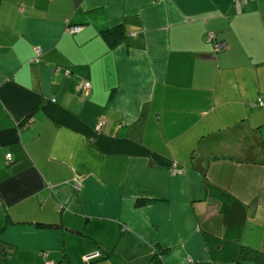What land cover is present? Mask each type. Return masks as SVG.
<instances>
[{"label":"crops","instance_id":"0c3cea01","mask_svg":"<svg viewBox=\"0 0 264 264\" xmlns=\"http://www.w3.org/2000/svg\"><path fill=\"white\" fill-rule=\"evenodd\" d=\"M119 23L125 37L109 48L98 30ZM73 24L80 29L70 32ZM208 30L221 48L205 40ZM85 80L87 95L76 89ZM46 99L92 127L102 122L105 133L124 127L182 170L97 150L52 123L39 107ZM256 139L264 144V0H0V238L12 248L8 263L46 256L55 264H149L157 246L163 264H255L213 260L202 232L225 231L208 182L245 204L240 242L264 251ZM248 146L252 160L243 159ZM137 198L147 201L136 206Z\"/></svg>","mask_w":264,"mask_h":264},{"label":"trees","instance_id":"16d2710c","mask_svg":"<svg viewBox=\"0 0 264 264\" xmlns=\"http://www.w3.org/2000/svg\"><path fill=\"white\" fill-rule=\"evenodd\" d=\"M98 34L109 48L114 47L125 37L123 25L120 23L98 30ZM39 107L52 123L63 125L71 130L82 133L97 150L103 153L143 155L147 156L154 165L167 167L168 169L171 168L173 164H176L168 154L153 149L132 137L124 127H121V129L114 134L105 133L99 128L90 126L73 111L51 99L43 100L39 104ZM30 116L31 111L27 113L26 120H28ZM254 144V146L259 147L261 152H263L264 144L261 139H256V143ZM249 149V146L245 148L244 160L253 159ZM205 188L208 195L220 201L219 212L221 213L225 226V231L222 236H217L208 231L202 232L205 243L209 248L211 258L213 260H233L234 262H239L242 259H250L255 264H264V251L243 244L239 239L240 229L245 215V204L217 185L206 182ZM145 201H147V199L137 198L134 204L138 206ZM10 220L9 217H5L3 224H6ZM35 225L39 227H56L59 226V223L36 222ZM11 250L12 248L0 238V259L6 264L10 263H8L4 257L8 255ZM162 252L163 249L157 246L153 247V251L149 257V264H163L161 259ZM111 253L113 254L111 250H104L102 257H106ZM64 260V264H69L66 259Z\"/></svg>","mask_w":264,"mask_h":264},{"label":"built area","instance_id":"2783aa9c","mask_svg":"<svg viewBox=\"0 0 264 264\" xmlns=\"http://www.w3.org/2000/svg\"><path fill=\"white\" fill-rule=\"evenodd\" d=\"M67 29L70 32H75V31H78L80 29V25L79 24L69 25L67 27ZM204 38H205L206 41H209L212 44L214 50H217V49H219V48H221L223 46V43L221 41L215 39V33L212 30L206 31ZM38 52H39V49L36 47L35 48V53H38ZM89 85H90L89 82L85 80L81 84L77 85L76 89H77V91L82 92L83 95H87ZM261 104H263V103H261ZM101 123L102 122L97 123L96 128H98ZM10 160H11L10 153L9 152H5V154H4V163L7 164ZM181 170H182V168L178 167L176 164H173L172 167L169 168V171L171 173H178ZM96 254L97 253L92 255V257L95 256ZM84 256L85 257H82V259L84 261H89L90 260V258H87L88 255H84ZM43 264H53V263H52V260L48 261L46 259V260L43 261Z\"/></svg>","mask_w":264,"mask_h":264},{"label":"rangeland","instance_id":"374dc122","mask_svg":"<svg viewBox=\"0 0 264 264\" xmlns=\"http://www.w3.org/2000/svg\"><path fill=\"white\" fill-rule=\"evenodd\" d=\"M208 160H211V159L209 158ZM94 254H95V252H94V253H92V254H88V257H87V258H91V257H92V255H94ZM83 257H85V256H83ZM46 259H47L48 261L52 260V259H50V258H47V257L45 256L44 260H46ZM44 260H43V261H44ZM52 263H53V264H55V262H54L53 260H52ZM42 264H43V263H42Z\"/></svg>","mask_w":264,"mask_h":264}]
</instances>
